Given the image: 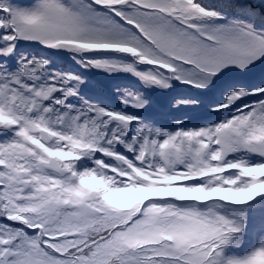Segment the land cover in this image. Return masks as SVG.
Wrapping results in <instances>:
<instances>
[{"label": "snow or ice", "instance_id": "6c2138e0", "mask_svg": "<svg viewBox=\"0 0 264 264\" xmlns=\"http://www.w3.org/2000/svg\"><path fill=\"white\" fill-rule=\"evenodd\" d=\"M0 264H264V0H0Z\"/></svg>", "mask_w": 264, "mask_h": 264}, {"label": "rangeland", "instance_id": "374dc122", "mask_svg": "<svg viewBox=\"0 0 264 264\" xmlns=\"http://www.w3.org/2000/svg\"><path fill=\"white\" fill-rule=\"evenodd\" d=\"M67 62V63H66ZM65 64L61 63L58 61V63H60L61 65L67 67H75V65L71 64L70 62H68L66 60ZM95 77L105 83H109L110 81H108L107 79L103 78L102 74L99 73H94ZM188 88H186L185 86H180V85H176L173 87V89L169 90L166 94H159V93H155L154 94V98L157 102V104H166L168 100H170L173 97H178V96H182V95H186L188 94L191 90H187ZM175 115L180 116L181 113L180 112H176Z\"/></svg>", "mask_w": 264, "mask_h": 264}]
</instances>
